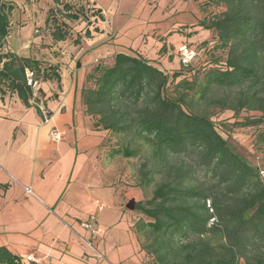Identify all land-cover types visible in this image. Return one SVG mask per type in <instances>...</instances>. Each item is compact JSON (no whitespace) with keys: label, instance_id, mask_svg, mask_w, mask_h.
<instances>
[{"label":"trees","instance_id":"1","mask_svg":"<svg viewBox=\"0 0 264 264\" xmlns=\"http://www.w3.org/2000/svg\"><path fill=\"white\" fill-rule=\"evenodd\" d=\"M52 1L60 7L47 10L44 24L53 43L70 36L68 21L85 24L74 44L99 31L93 22L102 15L94 4L89 18L74 0ZM203 2L209 12L201 25L213 33L201 46L204 61L179 59L180 66L165 73L140 54L114 53L86 75L81 102L97 129L151 148L154 168L141 165L139 186L144 190L155 174L161 179L150 199L135 203L142 217L133 225L151 264H264V180L226 136L234 127L264 125V0ZM12 8L0 0V93L30 106L34 90L26 70L35 80L60 77L55 65L35 55L3 50ZM217 50L225 56L217 58ZM233 88L239 90L232 100L212 97ZM214 107L251 114L216 122ZM113 152L137 154L124 140ZM0 264L24 263L0 246Z\"/></svg>","mask_w":264,"mask_h":264},{"label":"crops","instance_id":"2","mask_svg":"<svg viewBox=\"0 0 264 264\" xmlns=\"http://www.w3.org/2000/svg\"><path fill=\"white\" fill-rule=\"evenodd\" d=\"M84 1L100 10L102 19L93 22L99 31L82 37L78 54L58 66L59 82L41 81L30 106L0 93V246L24 264H151L133 229L139 214L125 207L142 192H121L111 177L101 151L106 131L85 112L81 89L92 67L118 52L140 54L171 73L180 66L179 48L190 45L203 55L192 60L200 64L201 46L213 37L201 25L209 6L203 0H137L131 8L125 0ZM31 30L16 31L3 50L20 55V46L42 42ZM53 130L60 136L54 141Z\"/></svg>","mask_w":264,"mask_h":264},{"label":"rangeland","instance_id":"3","mask_svg":"<svg viewBox=\"0 0 264 264\" xmlns=\"http://www.w3.org/2000/svg\"><path fill=\"white\" fill-rule=\"evenodd\" d=\"M7 3L12 5V11L9 16L10 22V31L9 35L6 38V41L11 43V37H15L16 31L24 30V28H30L32 36H41L42 42L37 44L31 43L29 46L22 47L20 46L19 50L20 55L29 54L38 55L44 63H50L43 59H51L56 62L50 63L55 65L58 68L59 65H64L66 62L65 59H72L78 53L76 51L78 44H74L73 40L76 38L77 34L81 33L84 27V23L81 21H68V28L70 36L64 40L60 41L58 46L54 44H48L46 41H50L49 29L45 27L44 19L46 17L47 10L49 8H58L57 4H54L52 0H4ZM59 2L63 0H58ZM127 8H131L132 5L137 0H125ZM156 0H148L149 4L153 5ZM72 5L75 9L83 6L85 11V16L90 18L92 14L91 3H86L84 0H74ZM92 26V25H91ZM11 36V37H10ZM16 38V37H15ZM48 41V42H49ZM18 42V41H17ZM53 48L52 51L47 52V49ZM194 50V49H193ZM196 62L200 61L203 55H197L198 51L194 50ZM77 53V54H76ZM197 53V54H196ZM22 54V55H23ZM226 52L217 50L215 51V56L217 58L225 56ZM201 56V57H200ZM209 56V55H208ZM35 57V56H34ZM193 57V58H194ZM43 58V59H42ZM155 66L160 68L161 66L158 63L153 62ZM37 85L35 88V95L39 97L38 88L40 87L41 80L37 79ZM89 85V84H88ZM171 88H169V91ZM239 88L233 89H217L214 91L212 97H221L232 100L234 96L237 95ZM213 119L217 121H226L232 123L235 119H240V116L250 115L251 112H246L245 110H240L239 113L223 109L219 110L218 107H214L212 110ZM229 143L233 146L235 151L242 155L249 163L257 168H262L264 170V125L260 128H251V127H234L229 134L226 135ZM123 140L130 141V148L137 151V154L133 157L125 158L119 154H115L113 151L118 148L120 143ZM103 154H105V162H107V168L111 173V177L116 181L121 188V192L131 191L133 189H139L142 192L141 202H144L150 199L152 190L155 186V183L160 181V176L158 174L154 175V180L144 187V190L139 186V169L141 165L145 164L146 169L154 168V160L151 156V148L149 145L144 143L142 140H128L120 135L111 134L109 132L104 133L102 149ZM263 180L264 178L261 177ZM143 184V183H141ZM131 195H128L127 198H130ZM129 201V200H127ZM126 201V202H127ZM134 211V209H133ZM137 213V212H134ZM139 217H142L139 213ZM134 225V224H133ZM142 242H145L143 237H140ZM140 245V244H139ZM264 249V248H263ZM151 261V260H150Z\"/></svg>","mask_w":264,"mask_h":264},{"label":"built area","instance_id":"4","mask_svg":"<svg viewBox=\"0 0 264 264\" xmlns=\"http://www.w3.org/2000/svg\"><path fill=\"white\" fill-rule=\"evenodd\" d=\"M178 53H179V59H180L181 63H183L185 65L188 64L193 59V57L195 55L194 50L190 49L186 45H182L179 48ZM25 75H26V78H27V84L30 85L33 88L34 94H35V88H36V85H37L38 81L33 78L32 73L30 71H28V70H26ZM42 116H43L44 121L47 122L48 119H47V117H46L44 112L42 113ZM59 137H60L59 133L56 130H53L51 132V138H52L53 141L59 139ZM259 174H260L261 177L264 178V170L262 168H259ZM26 191L30 192L29 189H26ZM82 225L84 227H87V228H92L89 224H86V223H83ZM92 232H94V230H92Z\"/></svg>","mask_w":264,"mask_h":264},{"label":"water","instance_id":"5","mask_svg":"<svg viewBox=\"0 0 264 264\" xmlns=\"http://www.w3.org/2000/svg\"><path fill=\"white\" fill-rule=\"evenodd\" d=\"M125 207H126L128 210H133L134 207H135V202H134L133 200H129V201L126 203Z\"/></svg>","mask_w":264,"mask_h":264}]
</instances>
